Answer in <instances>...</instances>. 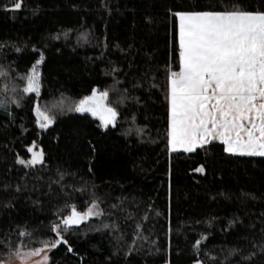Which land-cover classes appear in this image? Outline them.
Segmentation results:
<instances>
[{
  "label": "trees",
  "instance_id": "obj_1",
  "mask_svg": "<svg viewBox=\"0 0 264 264\" xmlns=\"http://www.w3.org/2000/svg\"><path fill=\"white\" fill-rule=\"evenodd\" d=\"M12 2L0 0V45H4L0 65L8 69L11 64L12 74L22 75L43 53L41 104L78 102L94 88L110 87L114 77L105 73L113 67L121 70L116 74L121 81L117 87L127 88L139 97V103L116 105L120 119L117 127L107 130L98 117L74 112L58 113L56 123L42 130L31 99L23 101L22 108L11 104L9 112L0 109V184L7 182L14 188L27 183L29 189L33 185L39 189L0 191V232L25 224L45 231L56 218L57 205L63 206L66 200L84 210L87 193L73 192L71 186L79 188L87 182L106 212L115 211L110 205L121 200L127 209L114 217L94 218V224L118 219L125 240L131 241L134 222L141 221L144 234L156 241L160 252L145 254L153 246L144 241L140 254L126 257L123 247L116 254L110 231H89L72 235L76 253L58 251L55 264H165L169 227L172 264H193L196 258L207 261L209 255H222V248H246L245 236H259L264 220V158L231 156L214 142L207 153L199 149L172 153L170 161L166 147L165 68L178 70V21L169 9L213 0H24V8L16 12L5 8ZM83 33L87 41L81 39ZM14 45L23 51L17 53ZM152 77L157 87L150 86ZM137 81L142 87L134 89L132 84ZM5 83L9 82L0 78V90ZM7 95L11 98L12 93ZM117 95L110 92L114 104ZM133 115L135 126L143 128L142 136L135 131L126 134ZM33 142L47 160L42 169L37 166L39 170L17 163L18 157L30 159L28 149ZM200 165H204V173L194 171ZM57 169L68 173L62 183L69 187L63 191L53 183L58 179ZM50 183L53 194H42ZM66 192H72L71 198ZM13 195V207H5ZM35 199L41 204L34 205ZM68 210L64 208V214ZM128 212L133 219L126 221ZM145 213L148 219L142 220ZM233 217H240L244 225L228 228ZM200 233L207 239L202 240L201 255L196 257L193 244Z\"/></svg>",
  "mask_w": 264,
  "mask_h": 264
},
{
  "label": "snow or ice",
  "instance_id": "obj_2",
  "mask_svg": "<svg viewBox=\"0 0 264 264\" xmlns=\"http://www.w3.org/2000/svg\"><path fill=\"white\" fill-rule=\"evenodd\" d=\"M5 8L13 12L21 11L24 0H13L10 8L6 5ZM169 12L178 21V70L165 68L166 147L169 160L172 153H196L198 149L207 153L217 141L223 145V152L231 156L264 158V0H254L252 3L247 0H213L211 3H192L187 7L169 9ZM81 39L87 41V34H81ZM3 47L0 45V48ZM13 47L17 53L23 51L18 46ZM42 63L43 53H40L36 63L22 75H13L11 64L8 69L0 65V78L11 84L9 87V83H5L0 90V95L5 97L0 99V109L9 112L11 104L22 108L23 101L31 99L34 102L36 123L42 130L56 123L58 113L67 112L90 113L98 117L102 127L107 130L109 126L117 127L120 119V110L116 105L127 101L139 103V97L131 95L127 88L117 87L121 81L116 78V74L121 70L113 67L105 73L114 77L110 87L104 90L94 88L91 95L84 96L78 102L65 104L62 100L51 106L41 104L42 80L38 65ZM151 79L150 86L157 87L155 77ZM25 81L26 84L21 88L19 85ZM132 87L135 89L142 85L137 81ZM9 91L12 93L11 98L7 95ZM110 92L118 93L115 104L110 100ZM64 99L71 101V98ZM133 131L143 135V128L135 126V115L131 118V126L126 134L130 135ZM28 151L31 158L18 157V164L37 170L46 166L45 153L42 149L36 151L34 142ZM194 171L204 173L205 167L200 165ZM27 175L25 173V177ZM66 175L68 173L57 169L58 179L53 183L61 191L69 187L62 183ZM71 187L73 192L81 195L87 193V207L78 210L76 204H68L66 200L63 206L57 205L56 218L47 225L45 231L25 224L0 232V264H55L58 251L76 253L72 235H86L89 231H110L116 241V254L123 247L126 257L140 254L144 241L153 246L145 254L160 252L156 241L144 234L141 221L134 222L135 238L131 241L125 240L126 233L121 230L118 219H113L111 223L101 220L99 225L93 223L94 218L114 217L117 211L126 212L123 200L110 205L115 211L106 212L101 207L103 201L94 190L88 188L87 182L79 188ZM9 189L15 193L39 190L36 185L29 189L27 183L23 186L16 184L14 188L7 182L0 184V191L7 192ZM42 194H53L51 183L48 191ZM65 196L71 198L72 192H66ZM15 198L14 195L10 196L4 206L13 207L11 201ZM252 198L255 199L254 196ZM32 203L39 205L41 201L35 199ZM64 208L69 209L66 214ZM261 216L264 217V212ZM124 219H133V214L128 212ZM141 219L147 220V213ZM215 219L212 218L213 221ZM260 223L262 227L258 237H243L248 241L246 248L235 245L222 248V255H209L207 261L196 258L193 264H264V220ZM237 224L243 226L244 222L240 217H233L228 220L227 227L235 228ZM81 225L85 227L81 229ZM248 227L255 228V224H249ZM171 232L169 227L166 233L168 245L164 250L167 257L165 264H172ZM206 239L207 235L200 233V239L193 244L196 257L201 255L200 246L202 240Z\"/></svg>",
  "mask_w": 264,
  "mask_h": 264
},
{
  "label": "rangeland",
  "instance_id": "obj_3",
  "mask_svg": "<svg viewBox=\"0 0 264 264\" xmlns=\"http://www.w3.org/2000/svg\"><path fill=\"white\" fill-rule=\"evenodd\" d=\"M43 63H44V56H43ZM43 63L38 65V70H39L40 73H41V70H42V65H43ZM31 147H32V146H31ZM35 150H36V151H39V150H41V149L38 147V145H35ZM29 153H30V152H29ZM30 158H31V153H30Z\"/></svg>",
  "mask_w": 264,
  "mask_h": 264
},
{
  "label": "crops",
  "instance_id": "obj_4",
  "mask_svg": "<svg viewBox=\"0 0 264 264\" xmlns=\"http://www.w3.org/2000/svg\"><path fill=\"white\" fill-rule=\"evenodd\" d=\"M218 142V141H217Z\"/></svg>",
  "mask_w": 264,
  "mask_h": 264
}]
</instances>
